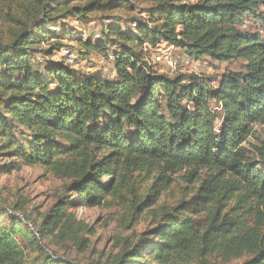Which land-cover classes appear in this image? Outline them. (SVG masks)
I'll list each match as a JSON object with an SVG mask.
<instances>
[{
  "label": "trees",
  "instance_id": "obj_1",
  "mask_svg": "<svg viewBox=\"0 0 264 264\" xmlns=\"http://www.w3.org/2000/svg\"><path fill=\"white\" fill-rule=\"evenodd\" d=\"M50 1L68 7L78 21L101 14L103 23H111L99 39H82L84 27L59 33L46 24L54 21H48ZM133 1L0 0V61L19 53L4 61L0 74V153L17 160L4 171L38 167L70 180L68 188L83 206H114L131 221L151 218L154 226L130 235L127 248L110 257L112 264H229L243 258V264H264V172L243 145L254 124L264 125V0L173 3L150 20L134 15ZM115 11L128 13L137 32L128 31ZM246 18L260 22L262 31L243 30ZM33 29L44 38L77 37L84 55L120 45L116 78L79 72L63 56L37 71L28 56ZM160 43L191 57L241 59L246 72L225 74L216 89L203 79L187 83L186 74L155 68L145 49ZM17 127L30 140H20ZM186 168L190 182L199 170L208 171L199 179L193 210L185 199L193 188L167 196L175 188L172 175ZM73 225L61 201L43 217L38 233L75 232L77 243ZM16 230H0V264H26L12 235Z\"/></svg>",
  "mask_w": 264,
  "mask_h": 264
},
{
  "label": "rangeland",
  "instance_id": "obj_2",
  "mask_svg": "<svg viewBox=\"0 0 264 264\" xmlns=\"http://www.w3.org/2000/svg\"><path fill=\"white\" fill-rule=\"evenodd\" d=\"M196 2L197 0H166V4L163 5L160 0H134L133 7L137 9L134 15L146 20H150L153 16L159 19L165 10L172 9L170 5L173 3L193 4ZM48 10H50L49 16H51L48 21L52 19L54 21L53 23L47 22V27L51 25L57 27L58 29L54 31L59 33L65 28L70 30L72 27H84L86 35L89 36L100 31L106 24L103 23L105 18L103 19L101 14L90 15L86 22L78 21L68 7L61 6L56 1L49 2ZM262 10L264 11V8ZM115 15L119 20H122L121 24L126 26L128 31L132 29L131 31L137 32V27L131 25V20H129L131 16L128 13L115 11L113 16ZM242 29L249 32L262 31L261 23L252 18H246V24L242 26ZM37 32L36 29L32 30L33 40L30 46L32 48L28 51V56L37 71H45L48 67L58 63L62 59V45H68L73 47L76 53L81 52L80 55L78 54L77 63L73 66L74 69L79 72L99 73L110 79L116 78L114 54L121 51L120 45L109 44L106 51L86 50L87 54L84 55L82 52L85 51L84 48L82 51H78L76 48L77 37L44 38L37 36L39 35ZM168 45L170 44H166L167 48ZM150 53L149 58L152 57ZM174 54L182 58L188 57L185 50L177 46H175ZM15 55H19V53L9 52L4 61L10 60ZM193 56H190V63L181 64L176 73L188 75L190 78L186 76L187 83L191 81V77L197 81L203 79L208 88L216 89L225 74L246 72V63L241 59L220 62L210 56L202 58ZM4 61L3 63L0 61V74H4ZM152 65H154L153 62ZM155 68L161 70L160 65ZM158 96L162 102H165L160 93ZM209 102L211 106H216V102L212 99ZM216 111L220 117V110ZM222 127L223 123L220 117L216 121V131L219 135L222 133ZM21 131L23 130L17 127L16 132L20 140H30L27 135L21 134ZM243 145L249 150L251 157L261 162L260 167L264 172V125L254 124L251 135ZM12 161L17 160H10L0 153V230L4 233H11L12 228L16 226L17 232L12 235L17 246L25 254L26 264H112L110 257L127 248V238L130 235H139L154 226L151 218L145 217L131 221L122 216V211L114 206L108 208L83 206L79 195L68 188L70 180L55 177L44 169L21 166L19 168L12 167L10 172H5V165ZM190 171L186 168L172 175L175 188L173 189L172 186L167 193L168 199H172L171 197L176 195L179 197L181 194L184 196L186 189L192 188L193 192L188 193L189 195L186 194L185 199L191 205V202L198 198L199 179L205 177L208 171L206 169L199 170V177L194 178V181L191 182L188 180ZM61 201L67 204L68 212L74 217L72 228L80 238L77 243L74 241L75 232L70 231L67 234L62 230H56L51 234L38 233L43 217L58 207ZM3 204L8 209L3 208L1 206ZM191 209L193 210L192 205ZM26 218L29 223H26ZM71 235L72 239H70ZM59 257L69 262H61ZM243 261L244 258L229 264H243Z\"/></svg>",
  "mask_w": 264,
  "mask_h": 264
},
{
  "label": "built area",
  "instance_id": "obj_3",
  "mask_svg": "<svg viewBox=\"0 0 264 264\" xmlns=\"http://www.w3.org/2000/svg\"><path fill=\"white\" fill-rule=\"evenodd\" d=\"M110 23L111 20L106 21V25H109ZM132 26L137 27V23H133ZM49 28L52 30L58 29L57 27H53L52 25ZM91 35L93 39H99L101 37V31H98L97 33ZM80 37L82 39H87L88 35H86L85 31H83ZM166 44L168 43H160L155 47L147 45L145 50L152 53L153 61L160 65L162 71L167 72L170 75H175L177 73V69L181 66V64L190 63V56L188 55V57L182 58L179 55H175V46L170 44L167 48ZM61 49V54L64 57L65 61L70 65H75L78 60V54L73 50V47L65 45Z\"/></svg>",
  "mask_w": 264,
  "mask_h": 264
}]
</instances>
